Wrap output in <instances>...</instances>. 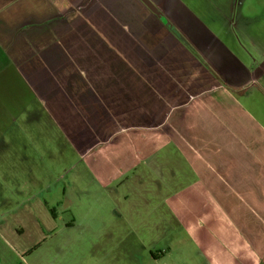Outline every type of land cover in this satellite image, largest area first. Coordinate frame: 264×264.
<instances>
[{
  "label": "crops",
  "instance_id": "obj_1",
  "mask_svg": "<svg viewBox=\"0 0 264 264\" xmlns=\"http://www.w3.org/2000/svg\"><path fill=\"white\" fill-rule=\"evenodd\" d=\"M87 1L91 5H110V0H0V210L5 213L7 206L13 209L14 204V209L19 210L38 208L42 203L18 196L41 188L44 194L56 178L65 182L68 171L79 165L77 177L91 183L86 184V197L98 196L103 207L113 209L117 216L124 218L121 205L131 204L117 198L128 201L132 196L135 202L121 211L126 212L130 222L131 211L139 217L150 204L162 203L164 192L180 196L184 191V178L177 172L174 186V178L171 180L166 174L161 176L156 191L146 186V179L154 176L151 177V167L147 170L142 165L147 164L148 158H169V153L170 158L186 156L199 174V163L208 171L209 179L217 185L216 189H212L211 183L208 185V204L214 205L209 210L219 206L233 211L237 205L247 210L264 209V158H249L264 147V142L262 146L259 141L253 142L252 145L259 146L255 149L246 143L247 130L264 133L263 123L240 102L236 106L228 104L230 92L224 88L217 92L218 88L210 86V74L201 81L197 73L201 65L192 54L183 56L190 61L188 69H181L174 56L168 58L176 52L171 47L179 44L177 38L172 42L169 36H173L174 26L209 61L217 62L216 51L223 52L226 60L230 48L218 43V49L216 43L210 42L206 35L211 30L197 32L201 25L199 16L185 15L178 0L156 2L162 7L161 16L141 0H132L138 10L133 16L130 13L124 22L126 28L121 26L122 29H118V14L111 10L109 28L91 27L93 21L85 13L92 6L85 4ZM167 19L174 24L172 27ZM195 21L198 26H193ZM138 43L147 68L152 71L159 65H168L171 77L155 73L141 79L134 74L132 44L135 48ZM127 46H131V54ZM114 50L116 54L126 51L127 62L119 60ZM158 84L170 85L163 93L174 99L171 107L165 99L152 103L156 95L153 96L151 87L155 85L160 91L164 88ZM221 94L223 102L218 97ZM137 107L145 116L140 125L132 124V113ZM212 128L219 129L214 138L208 132ZM56 154H62V158H56ZM195 158L204 161L199 160L196 167ZM56 163L63 167L55 176ZM252 164H258V168ZM39 179H43L42 184L32 189ZM197 181L191 184L195 198L201 197ZM76 184L80 187L79 182ZM68 185L72 184L64 186V193H68ZM7 188L11 190L9 196ZM149 193L153 199L148 197ZM223 194L228 196L230 208L224 206L220 197ZM177 204L176 212L181 210L182 202ZM43 205L49 207V200L45 199ZM4 213L0 216L2 236L6 234ZM104 218L106 223L112 220L106 215L101 217L103 223ZM216 219L209 215L208 222L215 223ZM31 220L39 222L35 216ZM240 226L244 228L241 230ZM238 227L239 242H245L247 249L237 253L234 264H264V217L242 222Z\"/></svg>",
  "mask_w": 264,
  "mask_h": 264
},
{
  "label": "rangeland",
  "instance_id": "obj_2",
  "mask_svg": "<svg viewBox=\"0 0 264 264\" xmlns=\"http://www.w3.org/2000/svg\"><path fill=\"white\" fill-rule=\"evenodd\" d=\"M178 1L180 5H183L185 15L199 16L201 25L196 28L197 32L201 29L202 31L211 30V33L206 35L209 41L216 43L218 49L221 48L218 43L225 44L230 48V53L224 60V53L216 51L219 57L215 59L217 62L209 61L210 58L203 52L200 53L198 46L183 31L174 26L171 28L174 37L169 36L172 42L177 38L179 44L176 43L171 47V50L176 52L175 55L171 53L168 58L172 59L174 56V60L178 59L181 69H188L187 65L190 61L184 60L183 56L184 53L192 54L201 65L200 72L195 71L200 73L201 81L210 74V86L212 84L218 88L217 92H221L220 89L223 88L230 92L231 98L227 100L228 104L233 103L236 106L240 102L248 107L264 126V0ZM90 3L87 1L85 4L89 6ZM109 3L107 7L106 3L97 2L96 5H91L92 8L87 9L86 17L93 21L91 27L109 28L108 23H111V20L108 18V11L111 10L119 16L118 29H122L121 26L126 28L124 22L129 15L133 16L138 10L137 4L132 0H110ZM167 23L170 27L174 25L169 23L168 19ZM134 26L135 24L132 23L133 28ZM193 26H198L196 21ZM128 34V41L131 44V30ZM129 43L125 44L129 46ZM128 46L127 52L131 54V46ZM119 51L116 54L114 50L115 56L126 63L127 52ZM132 59L136 62L135 67L132 65V70L138 78L144 79L145 74L155 73L162 77L165 74L167 77L172 75L169 69L171 67L168 65L167 68L160 65L158 68L152 67L154 69L152 71L147 68V64L142 60L139 43L135 48L132 44ZM237 66L239 67L236 69ZM142 85L145 86L144 83ZM168 85L165 84L161 91L155 85L151 87L153 96L156 95L152 103L165 99L168 102L167 106L171 107L174 99L164 96L163 93L170 87ZM193 93L197 95V91ZM218 97L221 102L224 101V95L221 94ZM141 108L137 107L135 113H132V124L144 123L145 116H141ZM143 108H145L144 105ZM175 113L179 114L177 111ZM181 122L185 123V117ZM218 131L217 128L208 130L212 138L218 134ZM254 132L247 130L246 143L255 149L263 145L261 143L264 142V133L254 134ZM190 134H193V131ZM258 141L259 146L252 145L253 142ZM61 156L62 154H56V158H62ZM168 156L169 158H148V160L144 158L147 164L142 166L147 170L151 167V177L154 176L146 179V186L149 190L156 191L160 188L161 176L165 174L171 180L174 178V182L171 183L174 186L176 182L174 173L177 172L181 173L182 179L184 178L182 185L184 191L179 194L180 196H177V193L164 192L162 203L157 202V206L150 204L146 212L138 214L139 217L136 216L135 211H131L130 222L126 220V212L124 214L121 212L126 210L127 204L121 205L120 214L124 216L121 218L113 212V209L104 208V203L98 196L90 195L94 197L91 199L86 197L85 194L88 193L85 192L86 184L91 183L81 182L77 177V171H79L77 164L76 169L68 171L65 182L63 178L59 181L56 178L52 188L46 189L44 194L41 188L38 191L27 192L23 196L19 195V199L24 200L27 197L28 200L40 202L42 205L34 209L19 210L14 209V204L13 209L7 206L5 213L0 210V216L4 213L6 222V234L0 235V264H234L237 253L247 249L245 242H239L240 228L242 230L244 226L237 228V225H241L242 222L251 223L258 217H264V209L252 207L247 210L237 205L233 211H227L219 206H216V210H209V207L214 205L208 204L207 198H211L208 185L211 183L212 189H216L217 185L209 179L208 171L199 163V160H204L201 158L193 160L196 167V163H199L198 166L201 169L199 174L193 165L187 162L189 159L186 156L170 158L171 153ZM249 158H253V161L255 158H264V147L257 149L256 155H249ZM258 164L252 165L258 168ZM62 167V163H56L55 176L62 171ZM42 181L43 179H39L31 188L40 186ZM195 181L201 188V197L193 196L195 190L192 186ZM78 182L80 187L76 184ZM69 183L72 185H68V193H64V186ZM122 188L125 190L124 187ZM10 192V188H7V196ZM226 195L223 194L220 197L223 198L224 206L230 208ZM142 197L145 198L144 195ZM148 197L154 198L151 193ZM45 199L49 200V207L43 205ZM117 199L121 203L131 202L127 205L128 207L135 202V200L132 202V196L128 197V201ZM180 202H182L181 210L176 212L177 203ZM106 215H109L112 220L106 223L104 218L105 223L101 222V217ZM209 215L217 217L215 223L208 222ZM32 216L38 217L39 222L31 220Z\"/></svg>",
  "mask_w": 264,
  "mask_h": 264
},
{
  "label": "water",
  "instance_id": "obj_3",
  "mask_svg": "<svg viewBox=\"0 0 264 264\" xmlns=\"http://www.w3.org/2000/svg\"><path fill=\"white\" fill-rule=\"evenodd\" d=\"M153 12L157 15L161 16V11L159 10L158 6L152 0H142Z\"/></svg>",
  "mask_w": 264,
  "mask_h": 264
},
{
  "label": "flooded vegetation",
  "instance_id": "obj_4",
  "mask_svg": "<svg viewBox=\"0 0 264 264\" xmlns=\"http://www.w3.org/2000/svg\"><path fill=\"white\" fill-rule=\"evenodd\" d=\"M142 1V0H141ZM153 1V0H152ZM143 2V1H142ZM157 6H158V8H159V10L161 11L162 10V7L158 4V3H156V2H154ZM145 4V3H144ZM146 5V4H145ZM147 6V5H146ZM148 7V6H147ZM149 8V7H148ZM150 9V8H149ZM151 10V9H150ZM152 11V10H151ZM153 12V11H152ZM154 14H156L155 12H153ZM161 13H162V11H161ZM157 15V14H156ZM162 15V14H161ZM157 16H160V15H157Z\"/></svg>",
  "mask_w": 264,
  "mask_h": 264
},
{
  "label": "trees",
  "instance_id": "obj_5",
  "mask_svg": "<svg viewBox=\"0 0 264 264\" xmlns=\"http://www.w3.org/2000/svg\"><path fill=\"white\" fill-rule=\"evenodd\" d=\"M53 211H54V209H53Z\"/></svg>",
  "mask_w": 264,
  "mask_h": 264
}]
</instances>
